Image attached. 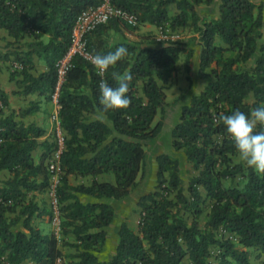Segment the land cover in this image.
<instances>
[{
    "label": "trees",
    "instance_id": "1",
    "mask_svg": "<svg viewBox=\"0 0 264 264\" xmlns=\"http://www.w3.org/2000/svg\"><path fill=\"white\" fill-rule=\"evenodd\" d=\"M102 1L0 0V27L13 37L12 42L31 37L25 48L13 52L23 67L20 72L12 71L11 78L23 75L17 82L24 92L40 91L50 98L57 78L55 63L70 45L76 16ZM110 2L136 15L138 24L131 25L133 29L151 23L163 33L166 25L172 30L192 27L198 32L202 45L198 74L211 80L182 105L180 118L171 129L172 147L183 150L197 173L186 184L181 160L168 152L159 153L157 183L137 202V230L123 222L117 227L115 253L105 260L99 257L108 236L106 227L116 215L114 206L107 201L84 203L75 192L115 199L130 194L143 172L144 141L157 136L163 126V120L155 118L168 106L165 88L179 69L181 55L186 54L184 67L189 71L193 54L185 42L172 38L156 39L148 45L128 41L112 44L107 30L118 29L122 23L112 18L89 33V48L103 55L124 46L128 55L103 76L89 60L75 55L60 90L59 114L68 133L58 187L61 238L32 223L33 216L45 209L29 193L44 192L50 176L45 165L48 140L40 159L36 161L34 156L45 129L19 119L14 110L7 112L9 96L0 85V169L10 173L0 184V264H21L24 260L62 264L65 254L59 239L75 248L73 264H182L186 257L190 264H210L214 247L218 254L213 264H252L248 247L264 254V175L233 159V143L224 126L214 123V116L236 109L249 113L264 105V3L222 0L219 16L207 19L201 17L197 5L213 0ZM258 51L261 53L256 56ZM228 52L233 54L228 56ZM35 55L48 65L38 74L33 72ZM255 56L254 65L240 67ZM113 71L131 73V105L106 113L112 122L109 125L89 114L102 112L99 83L103 79L116 86ZM34 109L31 106L20 113ZM109 171L114 173V182L94 179L89 185L69 183L70 174ZM205 207L209 208L208 218L202 226L199 217ZM68 234H73V241L65 240Z\"/></svg>",
    "mask_w": 264,
    "mask_h": 264
},
{
    "label": "crops",
    "instance_id": "2",
    "mask_svg": "<svg viewBox=\"0 0 264 264\" xmlns=\"http://www.w3.org/2000/svg\"><path fill=\"white\" fill-rule=\"evenodd\" d=\"M222 0H213L212 3H201L197 5V10L202 18L212 19L217 18L220 14V4ZM256 3H264V0H253ZM174 9L171 11L174 13ZM166 32H170L171 34H175L176 40H182L185 42L188 41V37L184 35V29H176L172 30L168 25H166ZM107 35L110 39V42L117 43L121 41H128L132 43H140L142 45H148L149 43H143L138 40H140L141 37L144 36V34H152L156 39H161L163 36V32L155 24L151 23H144L141 24L139 27L135 29L128 30L122 23H119V28H110L107 31ZM194 34L197 35V39L194 41H190L187 45L193 49V54L190 59V70L188 71V76L192 80H197L198 82H204L205 85L209 80H211V77L208 78H202L198 74L199 66H200V57H201V50L202 45L199 42V35L198 32H194ZM185 38V39H184ZM31 37L25 36L23 38H20L19 40L12 42L13 37L9 35L8 31L5 28L0 27V65H1V71H0V85L3 89L6 90L9 96V106L7 107V112L16 111V113H19L18 118L24 120L26 123L29 122H35L38 125L42 126L45 129V133L39 137V141L41 144L36 148L34 151V156L36 161H38L41 157V155L45 151V144L44 142L47 141L48 132L51 126L50 121V113L53 109V104L51 102V99L47 97L45 94L41 93L40 91L35 92H24L23 86H20L18 84V80L22 79L23 75L18 73L15 75V78H11V72L13 71L11 65L12 62L15 60L14 51L21 50L22 48L26 47L27 41H30ZM218 43L223 44L222 40L217 37L216 38ZM261 52L258 51L256 56L260 54ZM233 52H228L227 55H232ZM256 56L253 59V62L251 65L255 64ZM34 61L36 64V68L33 70L35 74H38L42 71H45L48 69V65L45 61L39 59L37 55L34 56ZM22 68L18 69L17 71L20 72ZM205 85L200 87L198 91H194L192 93H198L200 92ZM191 95V96H192ZM190 96V98H191ZM190 98L187 103H189ZM185 103V104H187ZM31 106H35V109L27 114H22L20 111L23 109H27ZM91 118H99L107 122L109 125H112V122L108 119L107 115L102 112H96L89 114ZM178 121V120H177ZM173 122V125H171V129L177 122ZM184 153V152H183ZM184 156L186 157L185 153ZM187 160V158H186ZM157 167V164H156ZM10 175L9 171L5 168L0 169V184L3 180L8 178ZM94 179H97L99 181H111L114 182L115 176L114 173L109 172H102L96 175L88 174V175H76V174H70L69 175V183L71 185H78V184H85L89 185L93 182ZM133 190V189H132ZM131 190V192H132ZM131 192L127 196L121 198V199H115V198H98L86 193L82 192H75L76 195L79 197V199L86 203L90 201H107L111 203L114 206L116 215L113 219V221L106 227L108 231V236L106 240V244L104 248L98 253L99 257L103 260L108 259L113 253L116 251V247L118 244V233H117V227H119L123 222H126L131 229L137 230L138 228V222L140 218V213L136 208H138L137 202L139 198L130 200ZM31 197L35 201L38 202L40 207H42V200L43 194L37 191H32L29 193ZM32 223L34 226L40 228L45 233H50L52 229V225L49 222V219L47 217V213L45 210L41 213H36L33 216ZM60 238V237H59ZM66 241H73L74 236L73 234H68V237H65ZM59 246L62 248L63 252H70V249L68 248L69 245L65 244V242L61 239H59ZM250 251L255 250L254 247H248ZM258 252H262L261 250L257 249ZM264 255V254H262ZM258 257L262 258L260 255ZM251 252L250 259L252 264H257V262L260 261V258H258ZM186 263H189V259L186 257L184 260ZM21 264H36L34 261L30 260H24ZM73 264V263H71Z\"/></svg>",
    "mask_w": 264,
    "mask_h": 264
},
{
    "label": "built area",
    "instance_id": "3",
    "mask_svg": "<svg viewBox=\"0 0 264 264\" xmlns=\"http://www.w3.org/2000/svg\"><path fill=\"white\" fill-rule=\"evenodd\" d=\"M112 18H118L132 26L138 24L135 14L112 4L110 0H103L98 5L89 6L76 16L71 29L70 45L67 51L59 57L55 63L57 78L55 86L50 94L53 109L50 113L51 126L47 137V140L50 143V149L45 158V165L50 176L48 185L42 194L47 201V208L49 211L48 219L52 225V233L57 237L61 236L62 231V202L60 201L58 193V187L61 183V175L63 174L61 155L66 148V140L68 138V133L62 124L59 114L61 107L59 103L61 86L65 81L67 72L72 65L75 55H81L89 60L88 54H94L89 48V33L98 25L106 23ZM162 38L175 39L176 36L170 32H165L163 33ZM11 67L13 70H18L22 68L23 65L20 61L15 59L12 62Z\"/></svg>",
    "mask_w": 264,
    "mask_h": 264
},
{
    "label": "rangeland",
    "instance_id": "4",
    "mask_svg": "<svg viewBox=\"0 0 264 264\" xmlns=\"http://www.w3.org/2000/svg\"><path fill=\"white\" fill-rule=\"evenodd\" d=\"M120 22H122V24L128 30L133 29L131 25L129 26L123 21H120ZM183 31L185 32L184 35L188 37L186 38L188 39V41L187 40L185 41L186 44H188L190 41H193V40L195 41L197 39V35L194 34L195 30L192 27H186L184 28ZM153 40H156V38L152 34H144V36L141 37L140 40L138 41L150 44L153 42ZM180 41H183V39ZM185 59H186V54L183 53L180 57L179 69L177 73L172 78V82L168 84L165 88L166 93H167L168 106L164 114H162V112H159L155 118V121L160 120V119L163 120V126H162L160 133L157 136L144 141L146 157H145L144 164H143V172L139 175L137 185L133 188L131 192L130 200L134 198L137 199L142 194L154 189L157 183L156 156L161 152H168L172 156L178 157L181 160V173H182V177L186 184L188 183L189 179L197 173V171L193 168L192 164L188 160H186L183 150H176L171 145V125H173V122L179 120L182 105L187 103L192 93L196 90L198 91V89L202 87V85L204 86L205 81H206L205 80L204 82H198L197 80L194 81L190 79V77L188 76V70H186L184 67ZM253 59L252 58L249 59L246 63H240V67L246 68V67L252 66L251 64L253 62ZM249 101L253 102L254 97L250 96ZM233 159L235 161H239L237 153L233 155ZM41 200H42V207H44L47 213V217L49 218L48 210H47V201L44 196L41 198ZM137 209L138 208H136V211ZM208 210L209 208L205 207L204 211L199 217L200 224L202 226L204 225L205 221L208 218V215H207ZM50 231H51L50 233H52V230ZM61 237L62 235L60 236V238ZM67 237L68 235L66 236V238ZM68 248L70 249V252H64L65 256H64V260L62 264H71V263H74L75 261V257L73 256L75 248L71 245H69ZM251 252L255 254V256L257 257L258 255L262 257V258L258 257L260 258V261L257 262V264H264V255H262L263 252H258L257 249L252 250ZM212 253H213L212 256L208 258V261L210 262V264H213L217 261L216 257L218 254V248L217 247L212 248ZM182 264H187V263L186 261L185 262L183 261Z\"/></svg>",
    "mask_w": 264,
    "mask_h": 264
},
{
    "label": "clouds",
    "instance_id": "5",
    "mask_svg": "<svg viewBox=\"0 0 264 264\" xmlns=\"http://www.w3.org/2000/svg\"><path fill=\"white\" fill-rule=\"evenodd\" d=\"M127 55L128 49L120 46L114 52L103 55L89 53L88 58L98 70V74L103 76ZM112 79L116 82V86H111L103 79L99 83V105L105 114L109 111L127 109L131 105V97L128 95L132 81L131 73L121 74L113 71ZM214 123L224 126L239 161L252 168L257 174L264 175V105L252 108L249 113L240 109L234 110L231 114L221 112L214 116Z\"/></svg>",
    "mask_w": 264,
    "mask_h": 264
}]
</instances>
